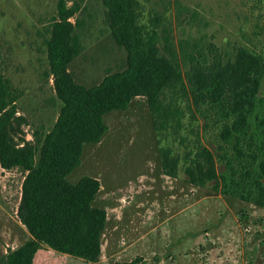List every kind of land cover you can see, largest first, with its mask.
<instances>
[{
  "label": "rangeland",
  "instance_id": "obj_1",
  "mask_svg": "<svg viewBox=\"0 0 264 264\" xmlns=\"http://www.w3.org/2000/svg\"><path fill=\"white\" fill-rule=\"evenodd\" d=\"M75 2L80 11L71 20L81 22L83 49L69 71L76 83L90 87L125 70L127 52L112 36L102 0H68V5ZM57 3L0 0V74L15 98L8 108L18 143H37L52 130L62 107L47 59ZM138 12L160 35L161 49L169 37L182 64L186 52L208 53L211 43L221 52L246 45L264 53V0H140ZM194 113V133L168 135L156 126L145 97L106 114L107 132L100 142L84 145L80 165L68 176L71 183L84 176L100 182L94 206L107 211L101 255L90 263L44 246L36 264H264V208L217 193L212 183L192 184L179 162L174 175L164 167V150L184 155L198 132L205 146L215 148L212 130L203 136L207 120ZM191 118L187 114V124ZM25 176L22 168L0 164V264L31 238L18 216Z\"/></svg>",
  "mask_w": 264,
  "mask_h": 264
},
{
  "label": "trees",
  "instance_id": "obj_2",
  "mask_svg": "<svg viewBox=\"0 0 264 264\" xmlns=\"http://www.w3.org/2000/svg\"><path fill=\"white\" fill-rule=\"evenodd\" d=\"M102 3L116 44L127 52V68L94 86L76 83L69 65L83 46L77 31L81 22L71 18L80 5L58 0L47 59L62 107L52 130L37 143H18L12 136L8 106L15 98L0 74V164L26 171L18 216L31 236L7 255L5 264H33L44 246L90 263L99 259L107 223V211L94 206L100 182L84 176L71 183L68 176L80 165L84 145L100 142L107 132L105 115L125 110L139 96L147 99L156 126L166 135L171 130L194 133V109L207 120L203 136L211 130L215 134L214 149L203 144L198 132L184 155L173 157L164 150L169 175L179 162L192 184L212 183L217 193L264 208V53L246 45L221 52L211 43L208 53L203 48L186 52L188 62L182 64L169 37L161 49L156 29L141 22L140 0ZM187 114L192 117L188 124Z\"/></svg>",
  "mask_w": 264,
  "mask_h": 264
},
{
  "label": "crops",
  "instance_id": "obj_3",
  "mask_svg": "<svg viewBox=\"0 0 264 264\" xmlns=\"http://www.w3.org/2000/svg\"><path fill=\"white\" fill-rule=\"evenodd\" d=\"M69 256V255H68ZM72 257V256H71ZM71 257H68V258H71ZM72 258H74V257H72ZM71 258V259H72ZM63 259V258H62ZM81 260V259H80ZM33 264H36V259H34V263Z\"/></svg>",
  "mask_w": 264,
  "mask_h": 264
}]
</instances>
